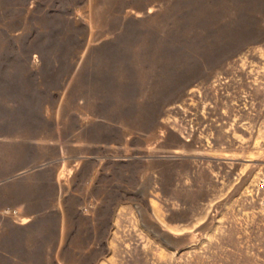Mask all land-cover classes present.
<instances>
[{"label": "rangeland", "instance_id": "obj_1", "mask_svg": "<svg viewBox=\"0 0 264 264\" xmlns=\"http://www.w3.org/2000/svg\"><path fill=\"white\" fill-rule=\"evenodd\" d=\"M0 264H264V0H0Z\"/></svg>", "mask_w": 264, "mask_h": 264}, {"label": "bare ground", "instance_id": "obj_2", "mask_svg": "<svg viewBox=\"0 0 264 264\" xmlns=\"http://www.w3.org/2000/svg\"><path fill=\"white\" fill-rule=\"evenodd\" d=\"M57 181L60 182L59 177L57 178ZM15 218L17 219V221H24L23 217L20 218L19 216H15Z\"/></svg>", "mask_w": 264, "mask_h": 264}]
</instances>
